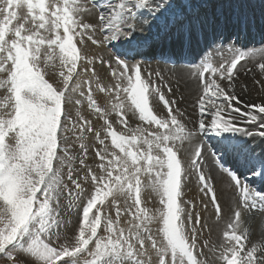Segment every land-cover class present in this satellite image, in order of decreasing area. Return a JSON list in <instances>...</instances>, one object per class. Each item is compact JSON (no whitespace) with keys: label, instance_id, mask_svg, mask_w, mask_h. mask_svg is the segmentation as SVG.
<instances>
[{"label":"snow or ice","instance_id":"1","mask_svg":"<svg viewBox=\"0 0 264 264\" xmlns=\"http://www.w3.org/2000/svg\"><path fill=\"white\" fill-rule=\"evenodd\" d=\"M190 5L191 0H0V264H210L200 246V212L184 199L194 176L208 197L201 211L221 215L214 176L202 167L208 160L223 168L241 197L223 234L219 264H264V240H249L240 223V208L264 206V193L225 169L205 139L193 140L208 132L264 138V104L245 103L234 91L241 62L255 49L229 45L230 59L195 68L202 95L197 119L189 120L160 73L143 74L141 60L109 47L127 41L139 53L161 40L190 45L209 30L219 31L218 19L202 17ZM154 22L151 37L133 35ZM230 23L249 25L244 17ZM247 71L264 79V54ZM94 92L117 103L111 110L106 101L101 107ZM85 99L103 121L98 126L79 110ZM128 110L149 127H129ZM112 111L124 131L115 129ZM86 134L99 145L92 149L95 170L87 163ZM262 173L264 161L252 172ZM147 194H154L158 206H146ZM106 208H114L115 219ZM62 209L79 216L65 242ZM124 213L131 217L127 228L118 226Z\"/></svg>","mask_w":264,"mask_h":264},{"label":"bare ground","instance_id":"2","mask_svg":"<svg viewBox=\"0 0 264 264\" xmlns=\"http://www.w3.org/2000/svg\"><path fill=\"white\" fill-rule=\"evenodd\" d=\"M228 1L234 2V5H232V15H230L231 9ZM247 1L252 6L245 7L244 0H191L190 8L195 9L202 17L218 19L221 22L219 31L214 32L209 30L202 39L197 40L194 38L190 45L169 40H161L159 42H154L151 46L142 48L139 52L140 55L145 58L142 64V73L146 74L148 70L153 74L154 78L156 73H160L163 77V82H166L173 89L171 96L176 98L175 107L184 111L189 120L197 119L198 109L196 108V102L202 95V89L197 86L199 81L192 75V72L201 64L212 63L214 66H218L220 63L230 59L231 49L228 47L229 45H234L238 50L255 49V55L248 60V64L244 61L241 62L244 67H240L239 74L234 81V91L239 99L245 101V103L264 104V79L256 73L246 70V66H252L250 69H254L257 63L260 62V55L264 54V0ZM219 4L220 8L216 10L215 7L218 9ZM254 4L260 5L263 9L262 12L254 11L251 14L244 15L245 11L252 12ZM236 17H244L247 19L249 21L248 27L241 29L233 26L230 21L234 20ZM137 23H139V20H137ZM156 30L157 28L154 22L150 26L149 31L145 33H134L133 35L142 40L154 35ZM77 44L79 47L78 41ZM109 46L112 47L111 50L118 56H126L124 53L132 51V46H130L127 41H113ZM91 50L95 51V49ZM171 58L175 59L173 65L169 63ZM127 59L131 60L130 58ZM150 59L151 61L149 62L151 63H148ZM165 60H167V63H165ZM234 75H236V73H234ZM102 76L103 75L100 74L101 80ZM205 79H211V76L206 74ZM256 80L261 81L260 85L255 82ZM155 84L163 87V83L160 80H155ZM164 91L166 97L171 98L166 88H164ZM114 101L113 103L115 104L116 100ZM216 103L222 104L223 101L217 100ZM154 111H156L155 108ZM157 114L160 113L157 112ZM222 115H224V113H222ZM185 122L187 123V121ZM140 124L136 122V125L139 127H149L146 123L142 126ZM187 126L192 127L191 123H187ZM120 128L121 127L116 130L119 131ZM246 137V135L239 132H224L220 135L208 132L205 134V137H194L193 140L195 142L196 139H205L207 149L215 152L219 156V163L222 164L225 169H227V158L231 156L236 158L233 164L235 169H232V172H235L241 179L247 181L253 190L264 193V173L255 175L253 179L245 178L247 174L245 171H254L257 165L260 164L261 161H264V146L260 152L254 149V145L259 142L264 143V139L260 136ZM241 139H243V141H241ZM237 141L239 144L235 145L234 143ZM185 146H187V143ZM241 151H243L242 155H240ZM202 167L206 172L212 173L214 176L212 182L216 189L218 200L222 206L221 215H214L212 210L201 211V204L207 203L208 197L204 196L200 191V185L194 176L190 178V184L184 189V199L192 200L196 205L195 212H200L201 225L199 240L201 242L200 246L206 254V258L209 260L210 264H219V246L225 245V237L223 234L227 230L228 223L234 220V211L240 207L238 204V196L240 197V194L229 186L228 181L225 179L226 174L223 168L214 166L211 160L206 161ZM146 201V206L150 208L158 206L154 199V194H147ZM242 209L243 208H240V210ZM260 210L262 213H260ZM258 215H264V206L250 211L246 219L248 229L243 231L244 234L248 236L249 240L253 242L264 240V223H261V218H259ZM240 223H242V220ZM203 241L208 242L207 247L203 245ZM213 249H215L216 255L213 254ZM153 259H155L154 255Z\"/></svg>","mask_w":264,"mask_h":264},{"label":"rangeland","instance_id":"3","mask_svg":"<svg viewBox=\"0 0 264 264\" xmlns=\"http://www.w3.org/2000/svg\"><path fill=\"white\" fill-rule=\"evenodd\" d=\"M245 1V4H244V6L246 7V6H252L247 0H244ZM228 4H229V7H230V9H231V13H230V15H232V5H234V2L233 1H228ZM243 6V7H244ZM253 7H254V9L252 10V12H246L245 11V13H244V15H247V14H251V13H253L254 11H256V12H258V11H260V12H262V8L260 7V5H258V4H254L253 5ZM219 8H220V4L218 5V9H217V7H215V9L216 10H219ZM240 38V37H239ZM77 39H79L78 37L76 38V40ZM78 41V40H77ZM76 41V42H77ZM110 48H112L111 46H109ZM248 49V48H247ZM138 60H141L142 62H144L145 61V58L144 57H138L137 58ZM149 61H151V59L150 60H148V63H151V62H149ZM246 63L248 64V61H246ZM250 68H252V66H246V70H248V69H250ZM148 72H150V71H146V73H148ZM247 72V71H246ZM103 75V74H102ZM84 79H86V77L84 78ZM102 82H104V77L102 76ZM257 81V80H256ZM108 83H111V81H107ZM260 85V84H259ZM94 96H96L97 97V100H98V103H100V105H101V107L103 106V107H105L106 105H104L105 104V101H106V103H107V107H108V109L109 110H111V107H112V105L114 104L113 103V101L115 100L114 98H112V97H108L106 94H103V93H96V92H94ZM101 97H103V99H101ZM105 100V101H104ZM115 102V101H114ZM113 103V104H112ZM116 103H117V101H116ZM79 107V110L81 111V113L82 114H84L87 118H89V119H91L92 121H93V124H94V126H98V121H99V123H102L103 121H102V119H100L99 117H97L96 115H95V113L91 110V109H88L87 108V101H86V99L82 102V104L80 105V106H78ZM75 111H76V109H73L72 110V114L74 115L75 114ZM115 113V114H114ZM115 115V116H114ZM126 115L128 116V120H129V127H131V128H136L138 125H136V122H138L141 126L144 124V123H146V122H141L140 120H139V118H138V114H136L135 112H133V111H131V110H128L127 112H126ZM92 116V117H91ZM117 116V117H116ZM113 117H114V119H113ZM130 117V118H129ZM118 118V119H117ZM109 119H111L112 121H113V124H114V127H115V129H117V128H119V127H121L120 129H119V131H124V129L122 128V126L121 125H119V123H118V120H119V114L118 113H116L115 111H112L111 112V114H110V116H109ZM102 135H103V133H102ZM86 136H87V139L85 140V143H87V144H89L90 145V147H89V160L87 161V163H89V164H91L92 165V167L94 168V170H95V164L97 163V161L95 160V156H94V153H93V151H92V149L93 148H95V147H98V144L95 142V140L91 137V136H88V134H86ZM246 138H248V136L246 137ZM245 138V139H246ZM262 138V137H261ZM212 139V138H211ZM264 139V138H263ZM210 141H212V140H210ZM241 141H243V139H241ZM240 141V142H241ZM238 142V141H237ZM234 143L235 145H238L239 144V142L238 143ZM106 143H108L109 145H110V142L109 141H106ZM263 146H264V143H261V142H259V143H257V144H255L254 145V149H256L258 152H260L262 149H263ZM111 147V146H110ZM256 147V148H255ZM78 151V150H77ZM242 153H243V151H241L240 152V155H242ZM93 156V157H92ZM236 158H234V157H230V158H227V169H230L231 171H232V169H235L233 166V164H234V160H235ZM247 161V160H246ZM259 165V164H258ZM257 165V166H258ZM77 167H78V165H77ZM249 172H247V171H245L247 174H246V176H245V178H247V179H253L254 177H255V175H253L252 174V172H250V171H253V170H248ZM65 182H67V181H65ZM69 187H71V184H69ZM238 198H239V200H238V204L239 205H241V199H240V197L238 196ZM119 199H120V202H121V209H123L124 207H125V203H124V197H119ZM236 199H237V197H236ZM63 203H66L67 201H66V199L65 200H63L62 201ZM199 203H200V201H199ZM151 204V203H150ZM147 207H149V206H147ZM150 208V207H149ZM111 211L112 212V216H113V219H115V210H114V208H112V209H108V208H106L105 209V211ZM260 213H262V211L260 210ZM249 214H250V211L249 210H246V209H242L241 210V220H242V223H241V226H242V230L243 231H245V230H247L248 229V224H247V218H248V216H249ZM259 216V215H258ZM61 217L65 220V223L61 226V228H60V235H61V242H65V240H64V238L65 237H71L72 235H73V233H74V231L77 229V225H78V220H79V216H78V214L76 213V212H69V211H67L66 209H62L61 210ZM259 218H261V223H264V215H260L259 216ZM131 220V217L127 214V213H124V214H122L121 215V217H120V220H119V224H118V226H120V227H124V225H125V228H127L128 227V225H129V221ZM222 247V245H220L219 246V250H220V248ZM22 264H23V262H22Z\"/></svg>","mask_w":264,"mask_h":264}]
</instances>
